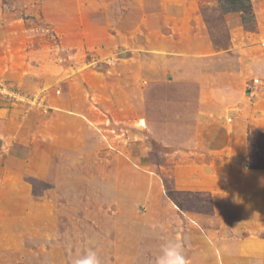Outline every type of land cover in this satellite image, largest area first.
I'll return each mask as SVG.
<instances>
[{"label":"rangeland","instance_id":"obj_1","mask_svg":"<svg viewBox=\"0 0 264 264\" xmlns=\"http://www.w3.org/2000/svg\"><path fill=\"white\" fill-rule=\"evenodd\" d=\"M252 9L247 29L217 0H0L2 128L18 167L48 177L0 190V264H70L88 247L101 264H155L161 244L184 241V213L205 217L220 264H264V0ZM196 16L216 49L199 65L203 103L246 132L237 155L203 154L184 132L197 88L181 45ZM184 142L193 168L221 174L219 207L209 192L174 195L182 210L169 199L188 192Z\"/></svg>","mask_w":264,"mask_h":264},{"label":"crops","instance_id":"obj_2","mask_svg":"<svg viewBox=\"0 0 264 264\" xmlns=\"http://www.w3.org/2000/svg\"><path fill=\"white\" fill-rule=\"evenodd\" d=\"M184 35L182 36V58L184 60L183 81L184 85H191L197 88L196 111L191 115V124H184V132L192 131L196 134V148L203 154H232L237 155L242 149V140L245 138V131L238 130L237 121L222 107L206 108L203 103V72L200 64L207 58H212L216 52L213 44L208 38L204 26L196 16V21L184 19ZM227 92V90H225ZM218 97H216L217 99ZM218 104V103H217ZM213 119H207L209 117ZM12 117L11 111L0 115V190L13 188L19 189L22 178L26 173L35 175L42 179H48L43 170L34 169V166L22 169L18 167L24 159L22 153L14 150L16 136L4 131L2 127L8 125ZM230 120V122H229ZM238 141V142H237ZM192 144L184 142V191L188 192H209L214 198V207H219L217 189L222 183V176L215 170L195 169L192 165H199L197 155L191 151ZM201 155V153H200ZM30 163L29 161L24 162ZM45 161L42 166L45 167ZM29 165V164H28ZM16 166V167H15ZM199 167V166H198ZM197 168V167H196ZM43 171V172H42ZM235 180H240L239 174ZM27 192L28 188L23 186ZM222 195V194H221ZM174 206V205H173ZM205 217L196 214L184 213V242L185 255L189 264H220L221 258L216 256L215 242L209 238L202 237L199 229L202 227Z\"/></svg>","mask_w":264,"mask_h":264},{"label":"clouds","instance_id":"obj_3","mask_svg":"<svg viewBox=\"0 0 264 264\" xmlns=\"http://www.w3.org/2000/svg\"><path fill=\"white\" fill-rule=\"evenodd\" d=\"M70 264H101L98 252L92 247L84 249L72 258ZM155 264H189L185 255V244L179 240H169L160 246Z\"/></svg>","mask_w":264,"mask_h":264},{"label":"trees","instance_id":"obj_4","mask_svg":"<svg viewBox=\"0 0 264 264\" xmlns=\"http://www.w3.org/2000/svg\"><path fill=\"white\" fill-rule=\"evenodd\" d=\"M253 0H217L219 11L222 15L236 13L239 15L241 24L247 29L255 28V15L252 9ZM176 194H190V192H178L175 190H167V195L170 200L182 210L181 203L177 202L174 197Z\"/></svg>","mask_w":264,"mask_h":264}]
</instances>
